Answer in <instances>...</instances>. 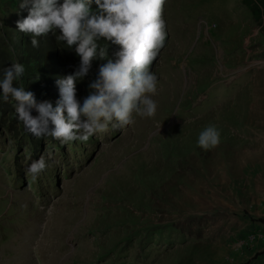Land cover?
<instances>
[{
    "label": "rangeland",
    "instance_id": "obj_1",
    "mask_svg": "<svg viewBox=\"0 0 264 264\" xmlns=\"http://www.w3.org/2000/svg\"><path fill=\"white\" fill-rule=\"evenodd\" d=\"M20 3L0 0V46L21 63ZM163 18L153 117L62 143L0 95V264H264V0H165Z\"/></svg>",
    "mask_w": 264,
    "mask_h": 264
},
{
    "label": "clouds",
    "instance_id": "obj_2",
    "mask_svg": "<svg viewBox=\"0 0 264 264\" xmlns=\"http://www.w3.org/2000/svg\"><path fill=\"white\" fill-rule=\"evenodd\" d=\"M164 5L165 0H22L19 7L28 15L17 21V28L31 35V45L38 47L39 37L58 30L56 39L69 49L75 46L80 66L56 80L60 99L55 107L50 101L37 103L34 93L16 86L26 71L19 61L0 69V95L4 101L16 102L18 119L32 135L51 136L62 143L87 141L95 133L106 132L109 125L113 129L133 125L134 114L155 116L158 105L152 96L157 93L158 78L150 68L167 37ZM102 39L119 46L114 61L108 58L107 44H100ZM97 59L107 63L100 66L81 105L77 81ZM33 109L38 113L35 117ZM220 142V130L210 124L199 133L197 145L209 150ZM47 167L42 155L27 171L35 180Z\"/></svg>",
    "mask_w": 264,
    "mask_h": 264
},
{
    "label": "trees",
    "instance_id": "obj_3",
    "mask_svg": "<svg viewBox=\"0 0 264 264\" xmlns=\"http://www.w3.org/2000/svg\"><path fill=\"white\" fill-rule=\"evenodd\" d=\"M92 7L95 11V4ZM58 34L59 31L57 30L55 35L49 34L39 37V46L33 47L31 45V35L24 33L21 39L23 55L21 63L25 66L26 71L21 80L16 82V86H23L26 91H31L35 96L40 90L60 96L56 80L73 74L80 66V57L75 52V46L69 49L64 42L56 39ZM100 44H107L108 58L114 61L116 58L115 53L119 51V46L103 39ZM13 62L11 55L0 46V69L9 67ZM106 63L107 59L93 61L88 74L77 81L76 88L82 94L89 95L91 91L89 84L98 77L100 66ZM258 221L264 223L263 219Z\"/></svg>",
    "mask_w": 264,
    "mask_h": 264
},
{
    "label": "bare ground",
    "instance_id": "obj_4",
    "mask_svg": "<svg viewBox=\"0 0 264 264\" xmlns=\"http://www.w3.org/2000/svg\"><path fill=\"white\" fill-rule=\"evenodd\" d=\"M27 236H33L31 230L24 231ZM33 240V239H32Z\"/></svg>",
    "mask_w": 264,
    "mask_h": 264
}]
</instances>
